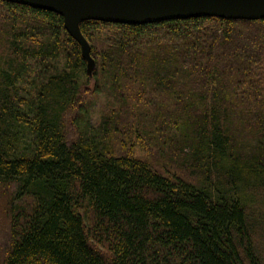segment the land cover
<instances>
[{
  "label": "trees",
  "instance_id": "1",
  "mask_svg": "<svg viewBox=\"0 0 264 264\" xmlns=\"http://www.w3.org/2000/svg\"><path fill=\"white\" fill-rule=\"evenodd\" d=\"M80 28L0 1V264H264V20Z\"/></svg>",
  "mask_w": 264,
  "mask_h": 264
},
{
  "label": "water",
  "instance_id": "2",
  "mask_svg": "<svg viewBox=\"0 0 264 264\" xmlns=\"http://www.w3.org/2000/svg\"><path fill=\"white\" fill-rule=\"evenodd\" d=\"M48 11L63 17L66 30L76 39L85 58L90 45L81 32L84 22L150 25L200 18L264 20V0H0Z\"/></svg>",
  "mask_w": 264,
  "mask_h": 264
},
{
  "label": "rangeland",
  "instance_id": "3",
  "mask_svg": "<svg viewBox=\"0 0 264 264\" xmlns=\"http://www.w3.org/2000/svg\"><path fill=\"white\" fill-rule=\"evenodd\" d=\"M92 85H95V82L92 80ZM109 90L105 89V85H103L102 92L95 96H85V100L87 104H90L89 117L87 116V121L93 123L94 125H98L100 120L105 117L112 109H115V102L112 96L108 92ZM3 190L0 189V251L5 252L9 246V208H8V200H5L4 195H2Z\"/></svg>",
  "mask_w": 264,
  "mask_h": 264
}]
</instances>
